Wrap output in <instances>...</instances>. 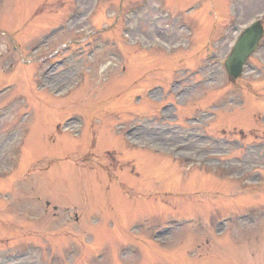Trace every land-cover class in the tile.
I'll return each instance as SVG.
<instances>
[{
    "label": "rangeland",
    "instance_id": "374dc122",
    "mask_svg": "<svg viewBox=\"0 0 264 264\" xmlns=\"http://www.w3.org/2000/svg\"><path fill=\"white\" fill-rule=\"evenodd\" d=\"M256 18L264 0H0V52L16 63L31 52L41 91L31 89L50 105L36 104L24 144L0 156V264H76L81 253L79 264H264V216L221 237L209 222L264 207V150L251 147L264 139V38L240 78L224 69L231 31ZM4 58L0 87L16 85L2 97L25 95L36 67L1 73ZM18 107L0 131L23 133ZM242 170L261 180L226 179ZM184 218L195 223L161 234L165 248L132 236ZM23 241L38 249L11 259Z\"/></svg>",
    "mask_w": 264,
    "mask_h": 264
},
{
    "label": "water",
    "instance_id": "95a60500",
    "mask_svg": "<svg viewBox=\"0 0 264 264\" xmlns=\"http://www.w3.org/2000/svg\"><path fill=\"white\" fill-rule=\"evenodd\" d=\"M261 34L262 28L259 23L252 24L244 30L237 40L233 52L225 62L227 72L230 75L236 77L240 74L243 63L255 49Z\"/></svg>",
    "mask_w": 264,
    "mask_h": 264
}]
</instances>
